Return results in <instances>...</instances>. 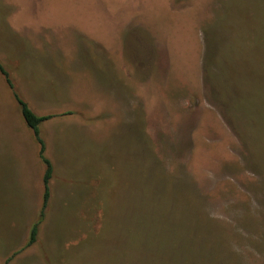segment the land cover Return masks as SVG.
I'll list each match as a JSON object with an SVG mask.
<instances>
[{"label":"rangeland","instance_id":"1","mask_svg":"<svg viewBox=\"0 0 264 264\" xmlns=\"http://www.w3.org/2000/svg\"><path fill=\"white\" fill-rule=\"evenodd\" d=\"M0 62V264H264V0H0Z\"/></svg>","mask_w":264,"mask_h":264},{"label":"trees","instance_id":"2","mask_svg":"<svg viewBox=\"0 0 264 264\" xmlns=\"http://www.w3.org/2000/svg\"><path fill=\"white\" fill-rule=\"evenodd\" d=\"M0 73L4 76L5 80L7 81L8 85L12 88V83L9 79L8 73L6 70L3 68V66L0 63ZM13 96L18 103L21 115L28 125V127L31 128L34 137L39 145V150H38V156L41 162L44 165V173L42 177L43 181V198H42V205L41 208L38 212L37 219L32 223L28 235V241L27 244L31 245L34 243L37 237L39 225L43 220L44 214H45V208L49 199V181L52 177L53 173V166L49 158L45 154V144L44 141L42 140L40 136V129L39 125L46 119L50 118V115H37L35 114L32 109L28 106V104L17 94L16 91H13ZM190 246V245H189ZM187 246V247H189ZM210 258V257H208ZM206 263V262H205ZM208 264V263H206Z\"/></svg>","mask_w":264,"mask_h":264},{"label":"crops","instance_id":"3","mask_svg":"<svg viewBox=\"0 0 264 264\" xmlns=\"http://www.w3.org/2000/svg\"><path fill=\"white\" fill-rule=\"evenodd\" d=\"M1 63V62H0ZM2 64V63H1Z\"/></svg>","mask_w":264,"mask_h":264}]
</instances>
